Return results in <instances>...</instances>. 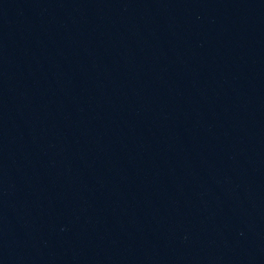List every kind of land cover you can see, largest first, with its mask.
Segmentation results:
<instances>
[{"label":"water","instance_id":"water-1","mask_svg":"<svg viewBox=\"0 0 264 264\" xmlns=\"http://www.w3.org/2000/svg\"><path fill=\"white\" fill-rule=\"evenodd\" d=\"M0 264H264V0H0Z\"/></svg>","mask_w":264,"mask_h":264}]
</instances>
